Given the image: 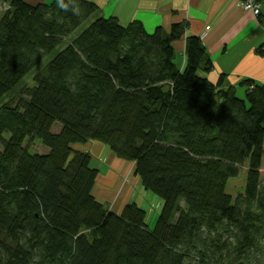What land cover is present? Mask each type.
I'll return each instance as SVG.
<instances>
[{"label":"trees","instance_id":"obj_1","mask_svg":"<svg viewBox=\"0 0 264 264\" xmlns=\"http://www.w3.org/2000/svg\"><path fill=\"white\" fill-rule=\"evenodd\" d=\"M186 29L123 26L89 0H11L0 16V264H264V84L200 74L214 62L195 35L180 69ZM90 140L134 162L162 199L153 229L136 203L118 213L96 196L100 171L74 147Z\"/></svg>","mask_w":264,"mask_h":264},{"label":"crops","instance_id":"obj_2","mask_svg":"<svg viewBox=\"0 0 264 264\" xmlns=\"http://www.w3.org/2000/svg\"><path fill=\"white\" fill-rule=\"evenodd\" d=\"M26 1L39 4L50 3L53 0ZM89 1L100 7L102 16H114L123 26L133 20H140L152 33L159 26L170 31L173 24L186 23L185 36L174 41L175 62L180 69L186 66V37L195 35L202 38L207 54L214 62V68L210 73L200 71V74L207 76L214 83L219 81L221 75H225L224 87L238 86L243 79H253L264 84V2L260 8V15H256L241 7L242 0ZM239 91L241 94L244 92L243 89ZM83 148L92 155L94 165L100 169L95 187V194L99 199L115 211H119L121 204L134 201L147 210L143 204L142 194L148 191L141 184L140 177L135 174L134 162H126L119 158L107 145L97 140L88 141ZM127 163L131 164L134 181L133 183L128 181V186L124 184L126 187L117 194L118 188L114 183L117 182L118 176L122 177L125 170L123 167ZM109 193L115 197H109ZM150 194H153L150 199L153 205L163 204L160 197L154 193ZM127 195H130L128 199Z\"/></svg>","mask_w":264,"mask_h":264},{"label":"rangeland","instance_id":"obj_3","mask_svg":"<svg viewBox=\"0 0 264 264\" xmlns=\"http://www.w3.org/2000/svg\"><path fill=\"white\" fill-rule=\"evenodd\" d=\"M10 2H11V0H5V1L2 0L1 6H0V16L7 10ZM32 78H33V75H31L26 80H23L17 86H15L13 91H11V93L7 96V98L4 100V102L10 100L12 97L19 98L20 96H24V92H25L24 89L27 86H32L33 85V79ZM60 128H61L60 124H56L55 130L59 131ZM26 144L29 145L30 150L32 152H41V153L48 152L47 147H45L43 145V143L41 141H39V140H36L34 142H30V143H28V140H26L25 141V145ZM74 147L77 150H84L85 149L84 151H86V148H83L84 147L83 144H75ZM121 159H123V158H121ZM123 160H125V159H123ZM126 162H127V160H126ZM123 168H125V170L122 173V177L118 176L117 182L114 183V184H116L114 186H117V188H118V190L116 192L117 194H118V192L120 190L124 189V187L128 186L129 182L133 183L132 181H134V179L132 178V174H131L133 172V170L131 169V164L130 163L125 164V166ZM99 171H100V169H99ZM245 178H247V170L245 168L244 169L242 168L241 171H240V174L237 177H235L234 179L232 178V179L229 180L228 185H227V191L230 192L234 197H236L240 192H242L244 190L245 183H246V179ZM124 184H127V185L124 186ZM119 187H121V188H119ZM135 187H138V186H135ZM146 191H148V192L144 191L143 193H145V194H142L144 196L142 198L143 204H144V206H146V209L148 210L147 211V210L144 209L146 211V215H145L146 216V222L148 223L149 228L153 229L154 225L156 224V221H157V218L159 216V213H160V211L162 209V205H159V206L158 205H153V203H151V201H150V199H151V197L153 195V194H150V193H153V192H149V190H146ZM128 194H130V192ZM146 194L147 195L150 194V195L147 196ZM109 195H110L109 197H111V198L115 197L111 193H109ZM127 196L128 197H126V199H128L130 197V195H127ZM160 200H161V198H160ZM130 203H136V202L134 201V202H130ZM127 204L128 203L121 204L119 206L120 209L117 212L118 213L121 212Z\"/></svg>","mask_w":264,"mask_h":264},{"label":"built area","instance_id":"obj_4","mask_svg":"<svg viewBox=\"0 0 264 264\" xmlns=\"http://www.w3.org/2000/svg\"><path fill=\"white\" fill-rule=\"evenodd\" d=\"M264 0H242L240 5L243 9L252 11L256 15H260L261 7Z\"/></svg>","mask_w":264,"mask_h":264}]
</instances>
